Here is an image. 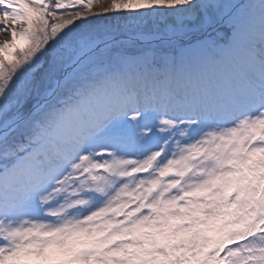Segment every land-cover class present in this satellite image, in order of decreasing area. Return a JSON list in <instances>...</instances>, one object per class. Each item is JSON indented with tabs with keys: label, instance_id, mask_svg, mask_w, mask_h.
<instances>
[{
	"label": "snow or ice",
	"instance_id": "6c2138e0",
	"mask_svg": "<svg viewBox=\"0 0 264 264\" xmlns=\"http://www.w3.org/2000/svg\"><path fill=\"white\" fill-rule=\"evenodd\" d=\"M0 264H264V0H0Z\"/></svg>",
	"mask_w": 264,
	"mask_h": 264
},
{
	"label": "rangeland",
	"instance_id": "374dc122",
	"mask_svg": "<svg viewBox=\"0 0 264 264\" xmlns=\"http://www.w3.org/2000/svg\"><path fill=\"white\" fill-rule=\"evenodd\" d=\"M0 39H3V37H2V36H0Z\"/></svg>",
	"mask_w": 264,
	"mask_h": 264
}]
</instances>
